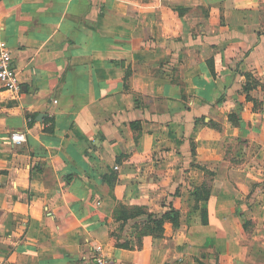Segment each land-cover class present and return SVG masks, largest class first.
I'll list each match as a JSON object with an SVG mask.
<instances>
[{"label": "crops", "instance_id": "crops-1", "mask_svg": "<svg viewBox=\"0 0 264 264\" xmlns=\"http://www.w3.org/2000/svg\"><path fill=\"white\" fill-rule=\"evenodd\" d=\"M0 39V264H264V0H0Z\"/></svg>", "mask_w": 264, "mask_h": 264}, {"label": "built area", "instance_id": "built-area-1", "mask_svg": "<svg viewBox=\"0 0 264 264\" xmlns=\"http://www.w3.org/2000/svg\"><path fill=\"white\" fill-rule=\"evenodd\" d=\"M0 87L7 91L19 92L20 84L18 73L12 64L11 51L7 43L0 39ZM11 140L14 143L25 141V135L22 133H14L11 135ZM95 251L97 255L95 261L97 264H105V259L101 256V247L97 246Z\"/></svg>", "mask_w": 264, "mask_h": 264}, {"label": "trees", "instance_id": "trees-1", "mask_svg": "<svg viewBox=\"0 0 264 264\" xmlns=\"http://www.w3.org/2000/svg\"><path fill=\"white\" fill-rule=\"evenodd\" d=\"M245 91L248 90V88H244ZM234 117V116H233ZM207 186L203 185L201 189L199 190V196L205 192L204 198L207 199L208 197V191H207ZM141 212L140 210H136L134 213L138 214ZM165 221H170L174 226H177L179 223V213L175 211L174 209L170 208L167 211H165L162 215H154V214H145V221L144 225L140 230V235L144 234H151L155 236H159L162 232V226ZM202 223L206 224L207 223V213L206 211L202 212Z\"/></svg>", "mask_w": 264, "mask_h": 264}]
</instances>
